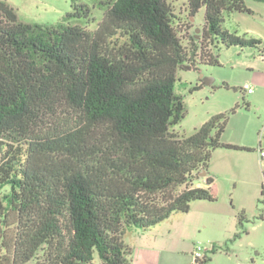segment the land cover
Returning <instances> with one entry per match:
<instances>
[{
	"label": "trees",
	"instance_id": "16d2710c",
	"mask_svg": "<svg viewBox=\"0 0 264 264\" xmlns=\"http://www.w3.org/2000/svg\"><path fill=\"white\" fill-rule=\"evenodd\" d=\"M105 4L89 29L25 22L0 0V264H130L128 228L216 201L214 177L195 176L217 148L249 150L222 140L226 113L188 136L172 129L186 113L179 69L220 64V45L261 49L225 26L227 12H252L247 0H187L190 18L205 9L200 38L183 34L172 0ZM237 217L211 254L248 232Z\"/></svg>",
	"mask_w": 264,
	"mask_h": 264
},
{
	"label": "rangeland",
	"instance_id": "374dc122",
	"mask_svg": "<svg viewBox=\"0 0 264 264\" xmlns=\"http://www.w3.org/2000/svg\"><path fill=\"white\" fill-rule=\"evenodd\" d=\"M4 1L13 6L19 18L25 22L46 25L58 22L77 23L95 29L104 16L107 0ZM172 1L176 12L187 22L186 26L183 25V34H195L200 38L205 22V9L201 8L195 17L190 18L187 0ZM80 4L87 5L90 12L85 13ZM260 4L264 6V3ZM76 8L81 14L70 15ZM235 14L236 12L226 13L225 26L231 30L237 27L238 18ZM263 54L259 48L220 45V64L199 63L197 68L186 65L178 70L176 81V91L184 99L186 113L184 118L172 127L174 131L184 136L191 135L211 116L226 113L228 121L222 140L249 148H217L210 162L213 168L219 169L218 175L215 176L217 195L231 200L233 205L240 207L237 213L244 210L246 216L244 225L248 232L228 241L232 246V264H264V175L260 167L261 163L264 166V157L263 160L259 159L260 150H264ZM205 78L213 79V82L207 84ZM198 84L200 87L195 88ZM249 88H252L251 93L247 91ZM235 107L237 108L233 112ZM257 172L258 177L261 173L262 177L258 178L259 180L255 178L258 181L255 184L252 179ZM238 230L239 223L235 232L225 230L220 233V245L224 247L226 239L233 238ZM204 236L205 233L202 232L196 238L198 244L203 246L207 242Z\"/></svg>",
	"mask_w": 264,
	"mask_h": 264
},
{
	"label": "crops",
	"instance_id": "0c3cea01",
	"mask_svg": "<svg viewBox=\"0 0 264 264\" xmlns=\"http://www.w3.org/2000/svg\"><path fill=\"white\" fill-rule=\"evenodd\" d=\"M260 3H264V0H247L252 12H236L237 27L233 30L228 29L238 34L260 38L264 53V6ZM259 159L263 160V157L260 155ZM260 167L264 175L263 163ZM209 172L210 174L206 176H201V172L197 174L194 186L208 187L207 176L214 177L211 189L217 196L216 201L196 200L191 203L187 213H174L149 229L130 227L126 230L124 242L133 249L130 264H195L193 255L199 242L196 239L199 234L205 233L204 238L207 242L204 243V248L207 256L211 254L214 245H220L221 239L218 237L220 233L225 230L235 232L238 223L237 209L240 207L233 205L231 200L217 195L215 176L218 175L219 169L213 168L210 164ZM261 177L262 173L258 177L257 172L252 181L257 184L256 180ZM263 184L262 182V189ZM228 239L229 237L226 240ZM232 259V246L229 245V250L219 249L211 254V260L207 264H232L230 263ZM94 264H102V261L97 258Z\"/></svg>",
	"mask_w": 264,
	"mask_h": 264
},
{
	"label": "built area",
	"instance_id": "2783aa9c",
	"mask_svg": "<svg viewBox=\"0 0 264 264\" xmlns=\"http://www.w3.org/2000/svg\"><path fill=\"white\" fill-rule=\"evenodd\" d=\"M249 93H251L252 92V88H249L248 90H247ZM260 155H261V157H264V150L263 149H261L260 150ZM206 249L204 248V246L203 245H201V244H197L196 246H195V251H194V262H195V264H203V262H204V260H205V257H206Z\"/></svg>",
	"mask_w": 264,
	"mask_h": 264
},
{
	"label": "water",
	"instance_id": "95a60500",
	"mask_svg": "<svg viewBox=\"0 0 264 264\" xmlns=\"http://www.w3.org/2000/svg\"><path fill=\"white\" fill-rule=\"evenodd\" d=\"M205 81H206L207 84H211L213 82V79L205 78ZM200 175L201 176H206L207 175V172L206 171H201V174Z\"/></svg>",
	"mask_w": 264,
	"mask_h": 264
}]
</instances>
